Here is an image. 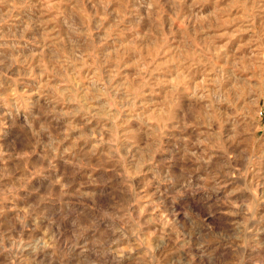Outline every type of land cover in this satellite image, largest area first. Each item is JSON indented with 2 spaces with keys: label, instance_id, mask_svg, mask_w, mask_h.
<instances>
[{
  "label": "rangeland",
  "instance_id": "1",
  "mask_svg": "<svg viewBox=\"0 0 264 264\" xmlns=\"http://www.w3.org/2000/svg\"><path fill=\"white\" fill-rule=\"evenodd\" d=\"M0 264H264V0H0Z\"/></svg>",
  "mask_w": 264,
  "mask_h": 264
},
{
  "label": "built area",
  "instance_id": "2",
  "mask_svg": "<svg viewBox=\"0 0 264 264\" xmlns=\"http://www.w3.org/2000/svg\"><path fill=\"white\" fill-rule=\"evenodd\" d=\"M261 114V113H260Z\"/></svg>",
  "mask_w": 264,
  "mask_h": 264
}]
</instances>
